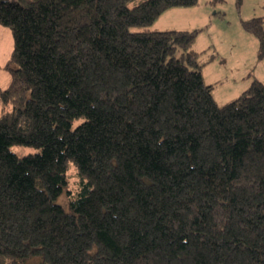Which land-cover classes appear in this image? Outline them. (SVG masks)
Segmentation results:
<instances>
[{
    "label": "trees",
    "instance_id": "16d2710c",
    "mask_svg": "<svg viewBox=\"0 0 264 264\" xmlns=\"http://www.w3.org/2000/svg\"><path fill=\"white\" fill-rule=\"evenodd\" d=\"M134 1L0 0V264H264V84L218 106L196 32L151 28L198 0Z\"/></svg>",
    "mask_w": 264,
    "mask_h": 264
},
{
    "label": "rangeland",
    "instance_id": "374dc122",
    "mask_svg": "<svg viewBox=\"0 0 264 264\" xmlns=\"http://www.w3.org/2000/svg\"><path fill=\"white\" fill-rule=\"evenodd\" d=\"M140 0L130 3L132 7ZM264 0H198L192 7L165 10L151 26L152 29L195 31L192 48L202 52V76L218 106L237 98L253 80L264 84V60L258 55V41L243 26L244 22L264 16ZM13 48L11 32L0 25V88L9 84L5 69ZM76 124V122L74 123ZM10 150L21 157L37 152L36 148L13 145ZM74 168L68 172L67 188L57 202L66 206L67 194L78 190Z\"/></svg>",
    "mask_w": 264,
    "mask_h": 264
},
{
    "label": "crops",
    "instance_id": "0c3cea01",
    "mask_svg": "<svg viewBox=\"0 0 264 264\" xmlns=\"http://www.w3.org/2000/svg\"><path fill=\"white\" fill-rule=\"evenodd\" d=\"M11 53V52H10Z\"/></svg>",
    "mask_w": 264,
    "mask_h": 264
}]
</instances>
